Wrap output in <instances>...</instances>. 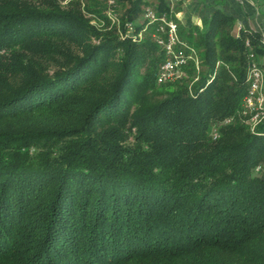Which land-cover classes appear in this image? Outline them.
<instances>
[{
  "label": "trees",
  "instance_id": "1",
  "mask_svg": "<svg viewBox=\"0 0 264 264\" xmlns=\"http://www.w3.org/2000/svg\"><path fill=\"white\" fill-rule=\"evenodd\" d=\"M107 2L0 0V264H264L260 35L172 15L199 77L159 83L136 19L169 5L118 0L112 24Z\"/></svg>",
  "mask_w": 264,
  "mask_h": 264
},
{
  "label": "built area",
  "instance_id": "2",
  "mask_svg": "<svg viewBox=\"0 0 264 264\" xmlns=\"http://www.w3.org/2000/svg\"><path fill=\"white\" fill-rule=\"evenodd\" d=\"M118 0H108L106 15L112 24H118L119 18L115 12ZM95 21V20H94ZM103 24V23H102ZM141 29L134 38L141 39L142 32L147 31L154 38L155 42L162 48L164 53L158 72L157 81L167 82L180 77L182 68L190 61H194L199 68V59L196 50L186 41L182 40L178 32L177 21L170 13L158 12L152 6L147 5L142 13ZM134 25L129 24L127 31L132 35ZM249 45V41L246 42ZM251 61L248 71V86L243 97V105L249 113V123L253 128L264 119V71L250 54ZM217 136L216 131L213 137Z\"/></svg>",
  "mask_w": 264,
  "mask_h": 264
},
{
  "label": "crops",
  "instance_id": "3",
  "mask_svg": "<svg viewBox=\"0 0 264 264\" xmlns=\"http://www.w3.org/2000/svg\"><path fill=\"white\" fill-rule=\"evenodd\" d=\"M165 2L169 5L170 14L185 27L202 28L204 20L219 10L234 19L236 33L241 27L257 32L261 45L255 52V59L264 71V0H165ZM141 17L140 13L137 19Z\"/></svg>",
  "mask_w": 264,
  "mask_h": 264
},
{
  "label": "rangeland",
  "instance_id": "4",
  "mask_svg": "<svg viewBox=\"0 0 264 264\" xmlns=\"http://www.w3.org/2000/svg\"><path fill=\"white\" fill-rule=\"evenodd\" d=\"M66 1H69V0H66ZM107 6H108V2H107V4H106ZM106 10H107V8H106ZM94 15H97V14H94ZM92 17L91 18H93V21L95 20V19H97L96 17L94 18L93 17V15H91ZM137 21V24H140L141 22H142V17L140 18V19H136ZM147 31H144V32H142V35L141 36H145L147 33H146ZM199 59V58H198ZM195 63V62H194ZM198 63H199V61H198ZM195 67H196V64H195ZM199 71H200V69H198L197 67L195 68V72H194V75L192 76L193 77V81L195 82L197 79H198V77H199ZM181 75H183V73L181 74ZM175 79H177V78H175ZM174 79V80H175ZM160 83V82H159ZM168 84H166L165 86H164V88H163V90H169V87L167 86ZM246 114V113H245ZM244 114V115H245Z\"/></svg>",
  "mask_w": 264,
  "mask_h": 264
}]
</instances>
